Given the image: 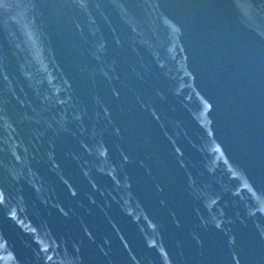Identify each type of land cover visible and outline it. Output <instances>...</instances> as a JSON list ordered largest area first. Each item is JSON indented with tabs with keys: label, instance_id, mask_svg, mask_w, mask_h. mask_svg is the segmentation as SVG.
<instances>
[{
	"label": "water",
	"instance_id": "obj_1",
	"mask_svg": "<svg viewBox=\"0 0 264 264\" xmlns=\"http://www.w3.org/2000/svg\"><path fill=\"white\" fill-rule=\"evenodd\" d=\"M0 264H264V0H0Z\"/></svg>",
	"mask_w": 264,
	"mask_h": 264
}]
</instances>
